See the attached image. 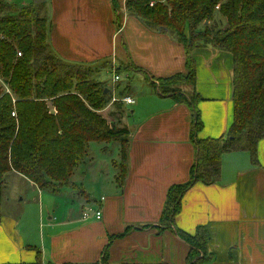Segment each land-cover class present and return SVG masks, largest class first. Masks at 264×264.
<instances>
[{
    "label": "crops",
    "instance_id": "1",
    "mask_svg": "<svg viewBox=\"0 0 264 264\" xmlns=\"http://www.w3.org/2000/svg\"><path fill=\"white\" fill-rule=\"evenodd\" d=\"M49 1L56 54L69 62L96 66V81L104 83L99 78L106 70L105 58L110 60L109 71L129 66L128 72L151 86L146 72L156 84L158 78L184 73L182 44L128 14L125 0L119 8L113 0ZM193 57L196 82L191 90L202 97L198 108L203 129L198 136L216 138L233 121V56L207 45L195 49ZM120 72L119 80L114 75L104 85L111 95L135 100L121 103L123 112L128 111L130 131L126 177L120 176L117 161L114 179L98 198L75 184L74 173L71 182L84 191L83 201L61 200L38 189V201L24 209L0 205V264H34L38 250L41 264H190V245L175 231L162 230L160 217L168 190L189 181L196 160L192 110L170 96H159L153 86L147 98L137 100L134 87L121 84ZM258 157L260 165L254 166L248 152L225 154L220 182L196 184L183 197L175 225L188 234L207 227L212 260L206 264H264V140ZM9 174L38 188L18 173ZM99 208L102 217L97 219L94 211Z\"/></svg>",
    "mask_w": 264,
    "mask_h": 264
},
{
    "label": "trees",
    "instance_id": "2",
    "mask_svg": "<svg viewBox=\"0 0 264 264\" xmlns=\"http://www.w3.org/2000/svg\"><path fill=\"white\" fill-rule=\"evenodd\" d=\"M113 1L119 8L118 0ZM43 7L0 0V177L15 172L42 191L56 193L63 187L78 190L71 178L87 156L90 143L117 142L120 176L124 178L130 137H123L129 131L125 126L117 128L102 114L112 99L111 91L95 80L99 72L96 66L66 61L52 50L49 18L40 15ZM125 8L149 29L176 38L185 50L184 73L158 78L156 84L146 72L159 96H170L190 106L191 139L196 150L189 181L168 190L160 225L190 245V264H206L212 260L207 227L200 226L195 234H188L176 227L175 219L190 188L220 182L225 154L248 152L252 164L260 165L258 149L264 140V0H126ZM216 13L226 23L213 31L210 26ZM207 45L232 54L234 66L233 121L228 131L216 138L198 136L203 129L198 108L202 97L192 91L191 99L183 90L196 82L193 51ZM113 105L119 109L114 120L118 122L123 116L122 104ZM40 255L38 250L34 264H41Z\"/></svg>",
    "mask_w": 264,
    "mask_h": 264
},
{
    "label": "rangeland",
    "instance_id": "3",
    "mask_svg": "<svg viewBox=\"0 0 264 264\" xmlns=\"http://www.w3.org/2000/svg\"><path fill=\"white\" fill-rule=\"evenodd\" d=\"M11 3H14L16 6H23V5H29L30 3H34V0H8ZM126 1V0H125ZM122 4L123 6V0H118L117 3ZM36 4V3H35ZM38 4H44V7L41 8V17L49 18V8H50V1L49 0H40V3ZM119 6L121 7V5ZM125 7V3H124ZM126 9V8H125ZM220 23H226L225 18L220 15L219 13H216L215 20L211 23V30L217 29V26ZM51 39V35H49ZM52 50L55 52V49L52 46ZM108 58H105L103 63L106 65H109ZM109 66H107L108 68ZM106 68V70L103 71V73L100 76V81L106 83L107 85L111 83L113 76L121 73V84L126 87L130 83L132 87H134V91L137 96V100L142 98H147V94L150 90H153L152 86L147 83L146 81H143V77H138L137 74H132V72H128L129 66H120L118 69L114 66L112 69L113 72L109 71ZM120 69V71H119ZM120 78V77H119ZM150 82V81H149ZM184 88V89H183ZM182 89L185 91V93L192 98V90L191 86H184ZM110 101L107 107L103 110L105 111L108 107L111 108V110L106 111L103 115L113 123L117 124V128L119 127H126V118L128 116V111L126 113V110L123 112V116L120 121H114L115 120V114L119 111L117 106H114L111 104ZM111 105H113L111 107ZM135 108V106H130V109ZM121 111H123L121 109ZM129 131V129H128ZM130 137V131L125 133V136L123 138ZM120 145L117 142H111V143H97V142H91L89 145V151L87 156L85 157L84 161L74 170V173L76 176L73 177V181L75 184H77L81 189H87L88 193L92 197L98 198L100 197L99 192L103 194L105 192L106 184L110 182V180L114 179L115 173H117L116 169V162L118 161L119 164L121 163V150L119 151ZM117 162V163H118ZM125 163V161H123ZM77 171V172H76ZM25 178V177H24ZM74 185V184H73ZM76 186V185H75ZM76 186V187H78ZM75 189V188H74ZM70 187H63L59 192H52L49 190H43L44 192L53 194L57 198L61 200H85V197L80 194L81 189L74 190ZM41 191V190H40ZM42 191V192H43ZM39 190L38 188H33L27 181L22 179L16 174H6L3 177H0V205L3 209L12 208V206H22V209L25 208L26 205L33 201H38L39 199ZM41 194V192H40ZM46 194V193H45ZM98 195V196H97Z\"/></svg>",
    "mask_w": 264,
    "mask_h": 264
},
{
    "label": "built area",
    "instance_id": "4",
    "mask_svg": "<svg viewBox=\"0 0 264 264\" xmlns=\"http://www.w3.org/2000/svg\"><path fill=\"white\" fill-rule=\"evenodd\" d=\"M19 56H21V53H18ZM115 80H119V75H115ZM111 104H114L116 102H120V103H126V104H134L135 103V100L134 98H132L131 96H122V97H117L115 94L112 95V99H111ZM13 115H15L13 113ZM90 211H91V208L89 209H86L84 212H83V217L84 219H86L89 214H90ZM94 214H95V217L97 219H100L102 217V210L99 208L97 209L96 211H94Z\"/></svg>",
    "mask_w": 264,
    "mask_h": 264
},
{
    "label": "water",
    "instance_id": "5",
    "mask_svg": "<svg viewBox=\"0 0 264 264\" xmlns=\"http://www.w3.org/2000/svg\"><path fill=\"white\" fill-rule=\"evenodd\" d=\"M34 3L38 4L40 3V0H34ZM176 39V38H175ZM108 90H105V93L107 92Z\"/></svg>",
    "mask_w": 264,
    "mask_h": 264
}]
</instances>
